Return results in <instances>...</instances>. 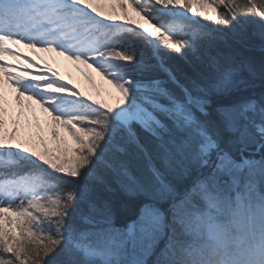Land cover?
Wrapping results in <instances>:
<instances>
[{
	"label": "snow or ice",
	"instance_id": "snow-or-ice-1",
	"mask_svg": "<svg viewBox=\"0 0 264 264\" xmlns=\"http://www.w3.org/2000/svg\"><path fill=\"white\" fill-rule=\"evenodd\" d=\"M117 6L0 0V85L44 109L55 142L8 129L0 88V264H264V61L234 47L249 28L264 42V0ZM21 43L94 68L119 98L21 71L5 57L40 67Z\"/></svg>",
	"mask_w": 264,
	"mask_h": 264
},
{
	"label": "rangeland",
	"instance_id": "rangeland-1",
	"mask_svg": "<svg viewBox=\"0 0 264 264\" xmlns=\"http://www.w3.org/2000/svg\"><path fill=\"white\" fill-rule=\"evenodd\" d=\"M94 3L98 8L103 10L106 15L122 14V10L118 6L116 8L115 13L112 9V5L114 3H118V0H95ZM221 11H223V9H221ZM128 13L131 17V8L128 9ZM134 18L135 17H133V19ZM40 71L41 70L36 71L34 73H38ZM70 77L73 83V77ZM4 95L6 97L5 107L8 109V112L6 114L7 128L11 129L13 126L18 127L20 129V131L18 132V138L20 136H25L29 133L35 136V134H37L38 132H43L45 137L49 140V147L54 148L55 142L51 140L50 136V128L52 122L48 114L44 111V109L34 100L29 101L26 98H22V102H18L14 97V92H7ZM18 113H22V115H19V124L16 125L14 124V122L17 119ZM38 124L39 127L37 126ZM60 133L61 137L63 138L61 141V145L63 146L64 143H67L69 146H71V137L68 135L67 131L63 127H60ZM49 196L51 195L49 194ZM125 209L128 208L125 207L122 211L124 212Z\"/></svg>",
	"mask_w": 264,
	"mask_h": 264
},
{
	"label": "bare ground",
	"instance_id": "bare-ground-1",
	"mask_svg": "<svg viewBox=\"0 0 264 264\" xmlns=\"http://www.w3.org/2000/svg\"><path fill=\"white\" fill-rule=\"evenodd\" d=\"M135 19L142 23V19L139 16H135ZM10 47L13 48L14 50L17 49L15 44H10ZM19 51H28L32 55H35L39 59H41L42 62H48L49 55L47 54L48 52H43L40 49L36 48H30L26 47L25 44H21L20 47L18 48ZM40 52L41 54L37 56V53ZM55 56V61L58 62L60 65V71L63 75H67L69 72L73 75V78L79 83L80 86L82 87V90L88 94L92 95L94 98H99L105 100L107 103H115L117 99L119 98V93L118 91L107 82L106 79H104L98 72L95 71V75L92 76V79L94 81L93 83H90L86 77H85V72L82 70L81 65H79L78 62L74 60H69L66 57L59 56L57 54ZM24 60L26 64L31 65L29 60L27 59H13V57H9V61L11 62H19L21 63ZM52 62L54 61L51 59ZM95 70V69H94ZM259 89V87L257 88Z\"/></svg>",
	"mask_w": 264,
	"mask_h": 264
},
{
	"label": "trees",
	"instance_id": "trees-1",
	"mask_svg": "<svg viewBox=\"0 0 264 264\" xmlns=\"http://www.w3.org/2000/svg\"><path fill=\"white\" fill-rule=\"evenodd\" d=\"M248 39L242 41L239 44H235L234 47L245 57H249L253 59L257 64L261 61H264V51L261 50L262 42L258 36H252V28L248 29L247 32ZM259 91V89H257ZM53 193H51V196ZM117 200L118 202H122L124 205H126L125 211H121L119 213L120 216L124 218H130L136 211V201L131 200L128 197L123 196V194H117Z\"/></svg>",
	"mask_w": 264,
	"mask_h": 264
}]
</instances>
